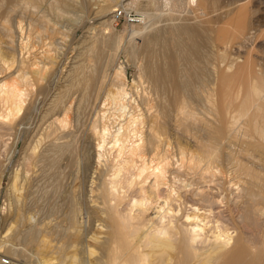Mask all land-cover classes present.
Listing matches in <instances>:
<instances>
[{"label":"rangeland","instance_id":"1","mask_svg":"<svg viewBox=\"0 0 264 264\" xmlns=\"http://www.w3.org/2000/svg\"><path fill=\"white\" fill-rule=\"evenodd\" d=\"M22 1L0 0V42L3 41L0 45L3 46L4 55L9 54L8 57H10L14 54L18 58L25 57L26 60H32L40 50L48 51L44 49L47 44V46H53L49 50L51 55H54L52 58L55 59L50 65L53 70L49 69L46 77V79L49 77L48 80L40 81V85L37 84L28 91L27 103L20 117L22 122L20 121L19 128L16 127L18 130L4 129L5 131L0 133V257L2 260H9L10 264H108L110 260V264L112 261V264H121V257L126 252V241L129 243L131 241L132 245H138L145 254L150 255L153 252V248L147 245L145 240H140L139 235L117 237L114 234L116 222L110 220L106 213L103 214L108 206L116 204V200L114 201L105 193L108 192L106 188L110 186L109 177L113 172L114 153H111L112 149L110 152L107 149L106 158L101 164L97 161L98 140L93 135L92 128L97 120H99L98 124H102L98 114L106 111L102 107L108 98L113 76L119 67H123L126 75L125 86L129 93L127 100L129 107H132L129 112L143 115L146 121L153 113H158L157 127L162 130L159 133L163 134L164 140L168 142V150L171 151L170 154L172 153L171 163H174L170 175L168 174V180L172 183L170 184L175 193L174 197L178 196V199H182L178 200L176 197L177 201L174 202L176 210L180 211H177L179 216L183 217L193 212V209L191 210L193 204L195 206L197 203L208 204L206 206L209 207L212 203L210 197H212L216 203H212L214 206L210 205L213 212L210 218L218 219V223L225 227L224 229H228L229 232H227L231 234L234 241V238H241L242 244L251 248L250 255L255 254L253 261L255 260L256 264H264L262 249L264 216L262 219L258 218L257 226L249 225L243 208V200L246 197L243 200L237 198L238 195L242 196L240 192L243 183L253 179L260 186L254 185L253 193L256 195L248 197L247 200L259 201V206H264V203L261 204L264 201V138L255 135L251 126L249 128L250 115L237 119L241 100L247 96L250 98L253 96L251 89H248V92L244 91L251 85L254 84L258 90L261 89V96H256V99L264 105V89H262L264 88L262 87L264 86V0H208L210 2L205 12L199 7V10L197 9L199 0L181 7L182 9L179 8L176 12L173 10L172 3L158 9L154 4L148 3L150 0H138L131 6H125L129 1L124 0H30L33 3ZM159 1L165 2V0ZM226 8H230L228 10L230 12L232 10V14L243 9L247 13L250 28L241 46L231 42L228 45L224 44L222 48V40L216 37L217 31L224 27L231 17L226 13L228 11ZM220 9L223 11L221 12ZM193 13L198 14L196 18ZM110 18L114 20L112 31L104 35L103 26L100 25ZM32 20L35 22L33 27L38 28L40 40L38 38L37 40L40 42H37L40 44L32 42V39L29 41L25 39L29 29L32 28L30 26ZM33 21L32 24H34ZM209 21L212 25L208 23ZM170 22H185L189 25L204 22L208 24L211 32L210 43H203L201 39H198L200 42L197 41L198 45L202 42L201 46L199 45L202 54L204 56L207 54L199 64L208 71L204 72L205 75L201 78L203 80H198L191 91L181 94L182 108L189 114L188 117L184 112L186 114L184 118L181 117L183 114L180 115L178 112L179 105L176 106L177 103L173 105L174 90L166 86L165 89L158 91L146 70L148 55L144 49L147 42L152 44L154 59L158 66L165 69L168 67L170 59L162 47V40H165V31L172 24ZM19 23L23 24L21 26L24 28V34L18 29ZM220 25L222 26L219 27ZM6 37H9L8 40ZM24 42L27 44H23ZM246 60L251 62V68L254 71L249 69L250 79L237 84L239 87L241 85L240 95L233 96L235 103L225 112L220 96L222 95L220 80L224 75L222 73L226 68V72L234 73L239 66H242L241 63L246 64ZM185 64L182 62L181 66H186ZM253 72H256L258 76L256 77ZM259 78H262L260 80L263 82L256 81ZM214 80L215 82L217 80V83ZM222 111L234 118L231 119L225 114L230 120L229 118L227 121L224 120L225 115ZM236 111L237 113L234 114ZM63 112L66 116L64 121L67 122H63V126L61 124H55V126L53 119L57 117L61 119L64 116ZM97 116L98 119H96ZM108 118L112 132L118 130L120 123L124 122L122 118L115 116V113L113 115L109 113ZM230 123L231 126H228ZM145 125H142L143 128L140 129L142 137L146 135L147 124ZM197 140L209 144L210 148L214 146L215 153L212 155L217 158H214L212 165L220 170V176L216 173V178L211 177L214 178L211 181L209 177L210 180L207 178L209 181L205 183L196 182L197 175L192 173L190 175V172L187 170L185 172L184 167L180 165L181 149H184V152L196 151ZM60 145H63V149ZM242 167L249 168V172L246 173V169L242 170ZM125 175V173L122 175L124 179L129 174L126 177ZM196 188L206 190L204 195L207 196L204 197L203 202H199L200 198L195 195ZM161 189L159 191L162 193L158 192V194L163 197L162 194L168 192L166 187ZM120 191H123L120 194L126 197L119 211L125 212L127 208H130V200L137 197L138 193L135 189H129L128 186H124V189ZM205 198L211 203H207ZM192 200L196 203H192ZM190 201L192 202L188 204ZM150 211L153 212L155 209L151 208ZM31 217L32 219L29 220ZM256 254L257 257H255ZM148 255L146 262L152 264L154 259ZM164 255L166 264H184V255L180 249H168ZM170 256L174 258L170 259ZM113 258L117 261L114 262ZM216 259L217 255H213L199 264H219ZM226 260L227 258L224 261ZM253 261L250 264H255Z\"/></svg>","mask_w":264,"mask_h":264},{"label":"bare ground","instance_id":"2","mask_svg":"<svg viewBox=\"0 0 264 264\" xmlns=\"http://www.w3.org/2000/svg\"><path fill=\"white\" fill-rule=\"evenodd\" d=\"M24 1L26 3L32 2L30 0H24ZM124 1H129L125 4V6H131V5H134L138 2V0H124ZM196 1L197 0H171V1L165 0V2H162L159 0H150V1H148V3L154 4L155 7L158 9L166 7L167 5L172 3L173 10H175V12H176L179 8H181L185 5H191V3H194ZM208 2H210V1L199 0L198 6L196 5L197 9L199 7V9H201L203 12H205V9L207 8ZM22 3L25 4L23 1H22ZM105 5H107V4H105ZM26 6H29V5H26ZM235 6H237V5L235 4ZM228 9H230V8H228ZM228 9L226 8V10H228ZM193 10H195V9H193ZM195 11H193V12H195ZM220 11L222 12L223 10L220 9ZM231 12H232V10H231ZM231 12L229 10L226 12L227 14H230L231 17H229L228 22L224 27H221L222 25L219 26L221 28L217 31V35L215 34L218 40H220V39L222 40V42H221L222 48H223L224 44L228 45V43H231V42H234L237 45L241 46L242 40L246 37V35L248 33V29L250 28L249 27V19L247 17V13L244 11V9L242 11L234 12L233 14ZM203 14H206V13H203ZM197 15L198 14L195 13L194 17L196 18ZM208 15H210V14H208ZM199 16L201 18L200 14H199ZM204 18H205V16H204ZM40 20H42V18ZM223 20H225V19H223ZM32 21L30 23V26H32V28H30L29 31L27 30L29 32V34H28V36H26L25 39H27L28 41L32 39V42H37L38 41L37 38L40 40L39 31H38V28L33 27V25H35V22L33 21L34 24H32ZM113 22H114V20H112L110 18V19L105 20L101 23L100 26H103V34L104 33L108 34L109 31H112L111 29L113 27V25H112ZM170 23H172V22H170ZM208 23L210 25H212L210 21ZM21 25H23V24H20L18 26V29L21 33L24 34V28ZM4 28L5 27H3V29ZM7 30H9V28ZM208 30L210 32V29L208 28V24H206L204 22H200L198 24L195 23V24H191V25L186 24L185 22H183V23H172L170 25L169 29L167 31H165L166 32L165 33L166 35H164L165 40H162L163 41L162 47L166 51V53H168L169 59H170V61L168 62V67L166 69L164 67L158 66L156 59H154V52L152 50L153 47H152L151 43L147 42L145 49H144V52H146V54L148 55V60H147V64H146V70L148 73L147 75L152 80L153 84L158 89V91H161L160 89H165L166 86L170 87L169 88L170 90H171V88L174 90L175 94L172 90L173 94L175 95L174 96L175 100H173L175 102L173 105H176L175 103H177L176 106L179 105V111L178 110L177 111L180 113V115L183 114V115H181V117H183L184 115L187 114V112H185V110L182 108L183 103L181 102V99H180L181 94H183V93L186 94V92L191 91L192 88H194V85H196L197 81L200 80L203 77V75H205L204 72L208 71L205 67L204 68L206 70L204 71V68L202 67L203 65L199 64L200 60L201 59L204 60V57H206V55H207L206 54L204 56L202 54L199 45L202 42L208 43L209 41H211V38L209 36V34H211V32L209 33ZM30 31H31V33H30ZM5 32H6V29H5ZM9 32H11V31H9ZM11 37H12V35H11ZM8 38H7V40H8ZM105 38H107V37H105ZM198 39L202 40V42L199 43V45L197 43V41H199ZM244 40H246V39H244ZM9 41H8V43H9ZM1 42H3V41H1ZM38 42H40V41H38ZM23 44H27V43L24 42ZM38 44H40V43H38ZM48 45H50V44H48ZM231 45H233V44H231ZM39 47H38V49H39ZM51 47H53V46H51ZM51 47L47 46V44H46L44 49H47L48 51H42L41 52V50L39 49L40 51L39 50L38 51L40 52V54L38 52L37 55L35 56V58L33 57L32 60L31 59L26 60L25 57L24 58H20V57L18 58L14 54L13 55L11 54L10 57H8L9 54H7V56H5L4 55L5 51L3 50V46L0 45V133H2L4 129L14 131V128L15 129L19 128L18 126L20 125V121L22 120V118H20L21 112L23 111L24 106L27 103L26 98H27V96H29L28 91L31 90L33 88V86L39 84L40 81L48 80L49 77L47 79H46V77L48 75L49 69L53 70V68H51L50 65L53 63V61H54L53 59H55V58H52V56H54V55L53 54L51 55V53H50L49 49ZM6 48H4V49L6 50ZM202 50H204V49H202ZM182 62L186 63L185 64L186 66H181ZM245 63L246 64L241 63L242 66H239L238 69H236L237 71H234V73L229 72L230 73L229 74L228 72H226V70H227V68H226L224 73H222V74H224V75H222V79L221 78H220L221 80L219 79L221 81V84H220L221 89L219 87L218 90L219 89L221 90L222 95H220V96L222 97L221 100L223 103V104L221 103V105L223 106L222 108L224 109L225 112L230 110V107L235 103V100H234L235 98L233 96L236 97V94L240 95L239 90L241 88V85L239 87V85H237V84L250 79L248 72H249V69H252L251 68V62L246 60ZM52 66H55V65H52ZM122 69H123V67H119L113 76L111 89H109L108 95H107L108 98L105 100L104 105L102 107V109L106 110V111L100 112L101 114L100 113L98 114L99 119L102 120V124H100V123L98 124L99 120H97L96 124H95L96 121L94 122L93 128L91 127L93 135L95 137H97V140H98V144H97L98 145L97 146V150H98V158L97 159L98 160L97 161H99V163L101 164V162L106 158L105 152L107 153V149L109 152L112 149L113 152L111 151V153H114V156L112 157L113 158L112 159V163H113V167H112L113 169L112 170H113V172H112V176L109 177L110 178L109 179L110 186L108 188H106V189H108L107 190L108 192H105V193H107V195L109 197L111 196V198L114 201L116 200V204H112V205L109 204L110 206H108V209H106V211L103 212V214L106 213V216L109 217L110 220H112L113 222H116L114 234L117 237L124 238L127 235H132V236L137 237V235H139L140 240H145L147 242V245L149 244L150 247L153 248V252L150 255L145 254V253H143V251L140 250V247L138 245H132V244H130L131 241L129 243L128 241L125 240L126 241L125 242L126 247L125 246L124 247L126 248V252L123 255V257H121V264H145V263L148 264V262H146L147 261V259H146L147 255L151 256L154 259V260L151 259L152 264H166L167 260H166V258L164 259V256H165L164 254H165V252H168V249H171V248H177V249L181 250V252L184 255V264H199L200 262H203V261L205 262L206 261L205 259H209V257H212L213 255H217L216 261L218 260L219 264H250L253 261V255H255V254H252V256L250 255L249 251H251L250 250L251 248L246 246V245H243L242 244L243 242H241V238L240 239L234 238L235 239V241H234L232 239L231 234L228 233L229 232L228 229L227 230L224 229L225 227L223 228L221 226V224L218 223V219L213 220L212 218H210L211 214H213V212L211 211L212 206H210V205L213 202H215V200H212V197H210L212 203L209 201L211 203L209 205L210 208L206 206L208 204L205 205L202 203H197L196 206H195V204H193L194 206H192V208H191V210L193 209V212L188 213L186 215H183V217L179 216V213L177 212V211H179V209L176 210L177 208H176V206H174V202L177 201L178 196H176L177 199H176V197H174L175 193L173 192V188L171 187L172 183L170 182L171 183L170 184L169 183L170 180H168V177H169L168 174L170 173L172 166L174 165V163H171L172 153L170 154L171 151L169 152V150H168L169 149V147H167L168 142L166 140H164L163 134L161 135L159 133L161 129H159V127H157L158 126V118H159V116L157 115L158 113H155L156 115L153 113V115L149 119L147 118L148 120L146 121V119L143 117V115L137 114V112H129L132 107L131 108L129 107V103L127 100L129 97V93L127 92V89L125 86L126 85L125 84L126 75H125L124 69L123 70ZM228 70H229V68H228ZM252 71H254V70L252 69ZM231 72H233V71H231ZM253 74H256V77L258 76V74L256 72L255 73L253 72ZM49 75H51V74H49ZM214 75H216V74H214ZM251 79H252V77H251ZM260 79H262V78H259V80H256V81L263 82V80L261 81ZM201 80H203V79H201ZM253 80H251V81H253ZM214 82H215V80H214ZM215 83H217V80ZM254 83H255V80H254ZM252 84H253V82H252ZM257 85H259V84H257ZM155 87H154V89H155ZM262 87H264V86H262ZM248 89H251L253 91V96H251V98L249 96H247L245 98L243 97L244 99L241 100L240 104L238 103L239 104V107H238L239 108V113H238L239 117H237V119H239L242 116L250 115V118H248L250 120L249 128L251 126V129L255 135H258L260 137L263 136V138H264V105H262L259 102V100L256 99L257 98L256 96H258V95L261 96L260 94L262 91L260 88L258 90V88L254 84L251 85L249 88H246L244 91L248 92ZM262 89H264V88H262ZM197 90H198V88H197ZM237 90H238V93H237ZM203 91H204V89H203ZM218 93H219V91H218ZM159 94L161 95V93H159ZM241 94H243V93H241ZM200 95H201V93H200ZM192 96H193V94L191 95V97ZM262 96H263V94H262ZM203 99L205 100V98H203ZM107 100H108V102L106 103ZM162 100H163V98H162ZM162 100H161V102H162ZM147 105H146V107H148ZM218 106H220V105H218ZM67 109L70 110V108H67ZM134 109H136V108H134ZM151 109L153 110V107ZM206 109H208V108L206 107ZM196 110H197V108H196ZM209 110H210V108H209ZM234 110H236V109H234ZM224 111H222V112L224 113ZM160 112H161V110H160ZM109 113H112V115H113V113H115V116L117 115L119 118H122L124 121L123 123H120V128H118V130L113 131V132L111 131L112 128H110V125L108 122L109 121V118H108ZM236 113H237V111L234 114H236ZM23 114H24V112H23ZM225 114H227V113H224V115ZM59 115L61 116V114H59ZM187 115L189 117V114H187ZM190 115L192 116V114H190ZM227 115L224 116V120H226V121L230 117L228 115L229 117L227 118L226 117ZM165 116H167V115H165ZM215 116H216V113H215ZM64 117H66L65 113H64V116L61 117V119L59 117H57L56 119H53L54 120L53 124L54 125L55 124L56 125H59V124L62 125L63 122H67L66 120L64 121ZM225 117H226V119H225ZM175 118H177V117H175ZM230 118H229V120H230ZM233 118H231V119H233ZM243 118H245V117H243ZM96 119H98V116ZM122 119H119V121L120 120L122 121ZM237 119H235L236 122H237ZM224 120H223V122H224ZM145 124H147V130H146L147 132L145 131L146 135L144 137H142V134H140V132H141L140 129H141L142 125H145ZM183 124H185V123H183ZM235 125L237 126V124H234V126ZM228 126H231V123H230V125L228 124ZM234 126H232V127L234 128ZM209 128H210V126H209ZM239 129H240V127H239ZM209 132H211V131H209ZM200 135H201V133H200ZM0 137H1V135H0ZM164 137H166V136L164 135ZM227 138H228V136H227ZM197 141H196V143H197L196 145H198L197 146L198 148H196L197 149L196 151L192 150V151L184 152L183 151L184 149L180 148L181 151L180 150L179 151L181 154V163L179 161H178V163H180V165L184 167L185 172L187 170L188 172H190V175H192V174H194L195 176L197 175L198 179H196V182H200V183L204 182L205 183V181L210 180L209 177L211 178V177H215V175L217 176L216 173H218V175H219L220 170L213 167V165H212L213 164L212 162H213L214 158L216 157V156L213 157V155H212L213 153H215L214 148H213L214 146L212 147L213 148V152H212L211 151L212 148H210L209 144L207 145V143H205L204 141L202 143L199 142V140H197ZM213 141H211V142H213ZM218 141H220V140H218ZM109 144H111L110 147H109ZM216 144H218V143H216ZM62 146H61V148H62ZM66 147H68V146H66ZM216 151H217V149H216ZM217 153H218V151L216 152V154ZM248 169H247V167L246 168L242 167V170H245L246 173L249 172ZM124 173L126 174L125 177L129 174L125 179L122 177V175ZM175 173H176V171H175ZM249 174L250 173H248V175ZM213 179L211 178V181ZM257 181H258V179H257ZM255 184H256V182L253 179L244 182L242 185V188H241V192H240V193H242V196L238 195V197L237 196L236 197L239 198L240 200H243L246 197L245 200H243L244 201L243 208L245 209V210L244 209L243 210L246 211V214H245V217L247 220L246 222H248L249 225L252 224V225L257 226L258 218L262 219V216H264V211H263L264 206L263 207L259 206V204H258L259 201L254 202V200H251V199L247 200L248 197L251 198L250 196L256 195L255 193H253L254 192L253 188H254ZM201 185H200V187H201ZM124 186L125 187L128 186L129 189H135L138 193V196L134 197L133 199L130 200V203H129L130 208L129 209L127 208V211L120 212L121 211L120 210L121 204L123 203V199H125V197H126V196H122L120 194V192H123L120 190H123ZM258 186H260V185L258 184ZM163 187L167 188L168 193L166 194V192H165L164 194H166V195L164 196V194H162L163 195V197H162L161 195L158 194V192L162 193V191H159V190ZM186 188H188V187H186ZM202 189L200 188L198 190L196 188L197 192L196 191L194 192L195 195L198 198H200L199 199L200 201L198 200L199 202H201V201L203 202L204 197L207 196V195L206 196L204 195V192H206V190L203 191ZM97 191H99V189ZM176 191H177V189H176ZM125 194H123V195H125ZM104 196H105V194H104ZM258 196H259V194H258ZM98 198H99V196H98ZM106 198L107 197L105 196V199ZM256 198H258V197H256ZM178 200H182V199H178ZM207 200L208 199L205 198L206 202H207ZM255 200H257V199H255ZM192 201H190L188 204H190ZM209 202H207V203H209ZM113 203H115V202H113ZM192 203H196V202L193 201ZM262 203H264V201L261 202V204ZM129 205H127V207ZM151 208H154L155 211L151 212L150 211ZM182 209H183V207H182ZM177 215L179 217H177ZM242 216H244V214ZM31 219H32V217L29 220H31ZM243 222H244V220H243ZM259 223H261V222H259ZM256 226H255V228H257ZM258 226H259V224H258ZM106 230H108V229H106ZM131 240H133V239L131 238ZM146 247L148 248V246H146ZM263 247H262V249L264 250ZM142 249H143V247H142ZM113 251L115 253L116 250L114 249ZM118 252H120V251H118ZM231 253H233V254H231ZM251 253H252V251H251ZM258 254H260V253H258ZM255 257H257V254ZM171 258H174V257L170 256V259ZM226 258H227V260L224 261ZM0 259L2 260L1 257H0ZM258 259H257V261H258ZM113 260L115 262L116 259L113 258ZM214 260H215V258H214ZM214 260H213V262H214ZM110 261L108 262V264H110ZM112 262H111V264H112ZM253 262H255V260ZM2 264H3V262H2ZM58 264H60V263H58ZM255 264H256V262H255Z\"/></svg>","mask_w":264,"mask_h":264},{"label":"built area","instance_id":"3","mask_svg":"<svg viewBox=\"0 0 264 264\" xmlns=\"http://www.w3.org/2000/svg\"><path fill=\"white\" fill-rule=\"evenodd\" d=\"M3 264H10V261L9 260H6V259H3Z\"/></svg>","mask_w":264,"mask_h":264}]
</instances>
